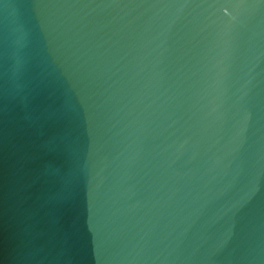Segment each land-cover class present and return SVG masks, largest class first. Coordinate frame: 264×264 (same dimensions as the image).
I'll list each match as a JSON object with an SVG mask.
<instances>
[{"label":"water","instance_id":"obj_1","mask_svg":"<svg viewBox=\"0 0 264 264\" xmlns=\"http://www.w3.org/2000/svg\"><path fill=\"white\" fill-rule=\"evenodd\" d=\"M0 264H264V0H0Z\"/></svg>","mask_w":264,"mask_h":264}]
</instances>
